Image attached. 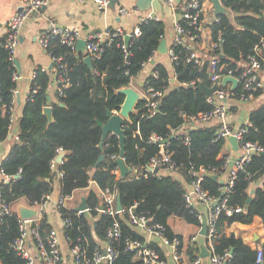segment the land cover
I'll return each instance as SVG.
<instances>
[{
	"label": "trees",
	"instance_id": "trees-1",
	"mask_svg": "<svg viewBox=\"0 0 264 264\" xmlns=\"http://www.w3.org/2000/svg\"><path fill=\"white\" fill-rule=\"evenodd\" d=\"M221 2L230 13L218 15L210 24L213 42L222 38L218 48L212 47L211 54L199 64L195 59H188L191 50L184 45L175 46L178 59L173 62L174 76L165 63L156 62L143 81V87L152 86L164 91V94L155 115L146 116L140 102L125 121V162L134 169L125 177L117 178L113 173L118 163L111 156L120 154L119 137L110 133L100 145L103 130L99 122H107L108 109L120 111L125 95L119 90L129 86L152 62L165 34L164 21L151 19L139 22L141 33L132 32L127 54L122 48V38L104 42L103 53L93 61V68L84 61L86 55L82 52L77 53L58 40L52 41L47 51L65 57L71 85L56 100L53 70L37 67V77L32 82L18 120V137L9 140L7 155L0 165L1 170L10 177L17 174L19 177L11 178L0 186L1 196L13 205L22 198L30 205H38L45 195L54 193L56 187H59L61 196H66L80 188L90 187L92 181L98 189H89L86 195L87 211L80 212L57 204L62 218L70 220L64 230L65 238L69 244H79L88 253L108 240L107 230L114 220L112 215L98 209L99 189L116 187L124 209L136 204V212L145 213L147 217L166 224L170 237L177 235L183 238L169 223L173 216L198 225L197 210L187 206L183 197L185 184L170 173L159 175L149 170L151 158L159 151L158 142L149 138L153 133L169 138L168 150L180 166L178 171L187 183L192 179L193 166L196 169L200 166L216 168L219 175L225 171L228 155L224 147L228 141L223 137L216 139L218 122L213 120L209 124L194 126H188V123L192 121V115L207 112L214 106L200 89L201 82L212 85L210 66L213 57L218 58L221 73L231 72L239 76L249 66L248 56L257 51L256 45L264 51V0ZM199 39L196 38V42ZM14 70L7 49L0 47V138L4 140L9 136L15 103L17 82L12 76ZM174 77L175 83L172 82ZM35 87L37 89L33 91ZM242 93V84H238L232 89L231 97L240 98ZM262 93V88H259L252 99L259 98ZM48 95L54 97L51 102H48ZM47 105L52 107V121L44 112ZM184 114L188 116L187 119ZM242 126L246 129L244 140L264 146V103L250 110L248 122ZM187 137L189 141H186ZM61 150L66 152L58 164L63 176L57 177L51 170V162ZM101 154H105V157L95 167ZM263 176L264 153L253 154L245 167L237 172L228 195V205L240 206L243 210L230 215L222 212L217 219L216 252H230V264H256L258 250L264 252V244L253 248L241 237L233 233L227 235L223 230L237 221L252 223L256 216L264 223V181L253 191L249 189L250 183L259 182ZM56 181L59 182L57 186ZM202 186L213 195L222 194V183L210 175L205 176ZM249 197H252V201L246 208ZM117 218L121 235L117 240H112L118 251L113 264H137L133 251L127 249L126 244L130 239H143L144 235L130 223L128 213L117 215ZM38 222L41 235L46 240L53 226L46 213L41 214ZM20 223L16 212L0 218L2 264H26L13 247L20 234ZM157 249L165 260V251L159 246ZM186 249L192 261H195V251H199V248L187 245Z\"/></svg>",
	"mask_w": 264,
	"mask_h": 264
},
{
	"label": "built area",
	"instance_id": "built-area-1",
	"mask_svg": "<svg viewBox=\"0 0 264 264\" xmlns=\"http://www.w3.org/2000/svg\"><path fill=\"white\" fill-rule=\"evenodd\" d=\"M79 1L85 2L87 0ZM92 1L100 8H107L111 3V0ZM162 1L170 8H178L176 0ZM204 1L205 0H186L183 6H181L179 11V19H177L175 23L174 37L168 51V55L172 62L178 59V55L175 53L174 47L179 45H184L186 49L192 51L188 58L189 60L195 59V61L199 64L202 62L201 58L195 53V43L196 38L200 37L202 29L204 18ZM49 2L50 0H26L22 7L17 10V12L14 13L7 22L8 31L7 34L2 39H0V47L7 49L9 58L15 66L12 76L16 82H18L20 78V75L17 71V66L15 64V54L19 44V29L33 14L39 12L40 9L48 5ZM119 11L121 14L129 13V9L125 7H121ZM151 19H159V17L157 15L148 14L143 16L140 22ZM133 32L135 34H140V27L137 26ZM127 33L128 32L124 28L109 27L102 33L83 36L81 34V30L76 26L60 25L52 21L39 33V42L47 50L52 41L58 40L60 44L65 45L75 51L78 40L84 38L87 42V54L90 55L94 61L95 59L101 57L104 50L103 43L106 41L107 43H110L117 38L123 39L122 48L127 54V47L129 45L125 43V36ZM130 34H132V32H130ZM221 41L222 38L219 37V41L213 42L212 47L218 48ZM256 49L257 51L255 53L248 56L249 66L243 70L239 76L233 75L231 72L228 74L221 73V67H218V58L216 56L212 58L210 66V79L212 81V85L217 83L218 87L214 94L207 97V99L214 106L207 112H200L199 114L192 115L190 117L192 122H194V125L209 124L213 120L217 121L218 129L216 132V139L223 137L228 141L230 136H236L239 146L242 149V152L232 161L233 165H231L232 167L227 180L222 183L223 186L221 189V196L211 194L209 190L202 186V181L206 175L211 176L216 174L219 177L218 170L216 168L200 166L198 169H196L193 166L191 170L192 179L185 186L186 188L183 195L184 200L187 206L197 210V220L200 230L204 220L207 221V234L205 235V238L209 250L210 264H230L228 260L230 252H216L215 239L217 238L218 234L217 219L222 212L230 215L233 212H240L243 210V208L240 206H229L228 195L234 185L237 172L245 167L246 163L251 159L253 154L264 153L263 145L259 144L258 142L244 140L246 129L243 126L234 128L226 120V114L229 110L227 101L232 95L233 83H223V79L226 76H234L238 79V84H242L243 93L241 94L240 99L248 101L254 98L255 92L258 91L259 88H262L258 72L264 66V51L262 52L258 45H256ZM49 54L51 55L54 67L53 85L55 99L59 100L60 96L64 95V90L71 85V81L68 76V63L63 55H53L51 52H49ZM37 69L38 68L34 70L32 76L33 81H35L37 77ZM144 82L140 86L132 82L129 86L134 87L139 92L140 99L137 105L141 102V107L144 108V114L146 116H153L159 110L161 97L163 96L164 91L154 89L152 86L143 87ZM36 89L37 87H35L33 91H36ZM184 116L186 119L188 118V116L185 114ZM11 121H15L14 111L11 114ZM149 140L158 142L159 151L151 158L148 168H158L159 171L157 174L159 175L168 174L172 171H178L180 166L169 152L167 145L168 142H164L165 138L153 133L151 134ZM3 141L4 139L0 138V165L3 160L1 157ZM186 141H189V137L186 138ZM111 157L117 159L119 155L114 154ZM58 163L59 162L57 159H54L51 162V170L57 174V177H61L63 176V172L56 170ZM228 165L229 159L227 161L226 167H228ZM1 172L3 174V179L0 186L3 183H8L11 178L16 179L19 177V174L10 177V175L4 173L3 170H1ZM113 173L117 178L122 177L119 166L114 168ZM96 189H98V187ZM98 192L99 196L103 200L104 205L102 209H98L100 212L110 214L114 217L112 225L107 230L108 240L103 241L100 246L94 248L91 253H88L86 249H81L79 244H69L66 238L69 244V256L72 264H113L118 251L112 244V240H117L121 235L120 222L117 218V215L123 216L124 213H128L131 224L142 228L147 234V237H144L143 239L135 238L127 241V249L133 251L134 257L137 260V264H163V255L162 252L157 249V246H159L162 250L163 246L170 247L173 259L175 261H180L185 256L187 245H195L196 241L194 237L188 238L189 242L185 243L186 240L184 239V236L183 238H180L177 235L172 237L168 236V226L159 221H155L152 217H147L145 213L136 212V204L127 209L123 208L122 210H119L117 208L118 191L116 187L99 189ZM74 193L66 196H61L59 194V201L56 202V205L61 204L63 206H67L68 200L74 196ZM53 195L54 193L45 195L42 202L38 204L40 209L38 217L33 219L20 218V234L15 239L13 247L17 253L25 259L26 264H37L36 257L41 261L42 264H69L65 254L62 252L57 230L53 227L46 240L43 239L41 235V228L38 218H40L42 211L47 207L48 203L53 201ZM200 207H203L206 211H202ZM12 212H16L14 205L7 202L6 199L1 196L0 192V218L3 215L10 214ZM69 222V219H64V230ZM152 237L159 238V241H153ZM194 247L198 248V246ZM32 248H34L36 254L32 251ZM196 251L197 254L194 264H200L203 255L200 249L199 251ZM263 262L264 252L262 249H259L256 264H261ZM0 264H2L1 260Z\"/></svg>",
	"mask_w": 264,
	"mask_h": 264
},
{
	"label": "crops",
	"instance_id": "crops-1",
	"mask_svg": "<svg viewBox=\"0 0 264 264\" xmlns=\"http://www.w3.org/2000/svg\"><path fill=\"white\" fill-rule=\"evenodd\" d=\"M25 1L26 0H0V39L7 34V22L9 18L22 7ZM185 1L186 0H176L178 8L173 9L166 6L162 0H117L114 7L109 6L107 8L98 7V5L92 0H87L85 2H80L79 0H50L48 5L40 9L39 12L33 14L19 29V44L15 57L20 64V68H17L20 78L15 90V103L13 108L15 121L12 122L8 138L3 141L1 157L4 158L7 155L10 146L9 140L13 137H18V120L32 88V76L34 70L37 67H42V69L46 70L51 69L49 68L51 63H53L51 55L39 42V33L47 27L50 22L54 21L65 26H76L81 30V34L86 36L89 34L102 33L109 27H121L130 33L139 25L143 16L148 14L157 15L159 19L164 21L166 26L165 34L162 39L166 40L167 49L162 54L159 53L157 49L152 59L153 62L148 63L135 77L133 83L140 86L150 72L152 65L156 62L165 63L171 75L174 76V66L168 55V51L174 37L175 23L177 19H179V11ZM121 7L128 8L129 13L121 14L119 11ZM216 17L213 3L210 0H205L204 18L200 39L195 43V53L201 58V60H204L212 52L213 40L210 24ZM51 70H53V78L54 67H52ZM258 76L263 90V93L259 98L248 101L234 96L228 98L227 103L229 105V110L226 114V120L234 128L247 123L250 110L264 103V66L258 72ZM17 93L20 95V99L17 98ZM54 97L52 96V100ZM212 122L213 121L210 123ZM224 151L228 155L229 165L226 167L225 171L219 175L218 180L221 183L227 180L232 167L231 163L233 159L242 152V149L239 148L238 150H235L232 144L228 141L224 147ZM58 164L56 170H58ZM170 174L181 180L186 186L187 181L179 171H172ZM2 179L3 174L0 169V184ZM263 181L264 176L259 182L250 183V191H253L256 186L262 185ZM58 183L59 182L56 181V186L59 185ZM88 188L96 189L97 187L95 186V183L92 182ZM56 189H59V187H56ZM86 195L87 194L78 195V193H74V196L68 200L67 206L69 208H76L82 201V198ZM200 209L204 212L206 211L203 207H200ZM42 213L47 214L48 221L57 230L62 252L65 254L68 263L72 264L69 256V244L64 234V219L62 218L56 203L54 201L48 203ZM172 219H169L171 227L175 232L181 233L184 236V239L186 240L185 243L189 242L188 238L194 237L196 242L193 246H198L200 250L203 245L207 246L206 238L204 235L200 234V228L197 224L187 223L180 217L176 216H173ZM177 225L180 226V230L176 229ZM136 228L144 235V237H147L146 232L142 228ZM223 230L227 235L233 233L236 236L241 237L245 243L253 248H257L264 244V223L259 216H256L252 223H242L237 221L225 226ZM152 239L155 242L159 241V238L156 237H152ZM32 251L35 252L34 248H32ZM163 251L166 253V259L163 264H194L191 256L187 253V249L184 258L180 261H175L173 259L170 247L163 246ZM195 254H197V251ZM36 262L37 264H42L37 257ZM200 264H210L209 255L203 256Z\"/></svg>",
	"mask_w": 264,
	"mask_h": 264
},
{
	"label": "water",
	"instance_id": "water-1",
	"mask_svg": "<svg viewBox=\"0 0 264 264\" xmlns=\"http://www.w3.org/2000/svg\"><path fill=\"white\" fill-rule=\"evenodd\" d=\"M210 1L213 3L216 16L223 14V13H226V14L230 13V10L222 4L221 0H210ZM116 2H117V0H111L110 7H114ZM95 32H97V31H95ZM130 38H131V34L127 33V35L125 36V43L127 45L129 44ZM86 43L87 42L84 38L79 39L77 42V45H76V51H77V53L82 52L83 54H85L86 56L84 57V61L87 63V65L90 68H93V60H92L91 56L87 54ZM166 49H167L166 40L162 39L160 44H159L158 51H159V53L162 54L166 51ZM222 56H224V55H222ZM15 64H16L17 68H20V64H19L18 60H15ZM52 67H53V63H51L49 68L52 69ZM172 82L173 83L176 82L175 77L172 78ZM227 82H232L233 88L236 87L239 83V81L236 77L230 76V75L226 76L223 79V83H227ZM217 87H218L217 83H214L212 86L206 85L204 82L200 83V89L207 97L212 96L214 94L215 90L217 89ZM119 91L125 95V100H124L123 104L121 105V109L119 112H113V111L108 109L107 110V116H108L107 122H105V123L99 122V124L102 126V130H103L100 145L103 144L105 138L110 133H114L119 137L120 154H119V157L117 158V163H118V166L120 169L121 176L125 177L129 172L133 171L134 169L129 167L125 162V129H124V124H125V121L130 118L131 113L135 111L136 105L140 99V95H139V92L132 86L123 87ZM17 98L20 99V95L18 93H17ZM51 101H52V95H48V102H51ZM61 105H64V104L61 103ZM44 112L49 117V120L52 121L53 120L52 107L50 105L45 106ZM188 126H194V122H192V121L189 122ZM168 141H169V138H165L164 142L167 143ZM228 141L232 144V146L235 150H238L240 148L236 136H230L228 138ZM65 153L66 152L64 150H61L60 153L58 154L56 159L59 163L63 160ZM104 157H105V154H101L99 156L97 162L95 163V167H97L100 164V162L104 159ZM231 165H233V162L231 163ZM149 170L153 171L154 173H158V171H159L158 168L152 169L151 167H149ZM211 177H213L214 179H219L218 175H216V174L211 175ZM59 194H60L59 189H56L54 192V196H53V201L55 203L59 201ZM251 201H252V197H249L247 199L246 208L249 206V203ZM103 207H104L103 200L100 197L99 198V208L102 209ZM117 208L119 210L123 209L122 202H121V195L119 193L117 196ZM14 209H15L17 215L19 216V218H21V219L36 218V217H38L39 211H40L38 205H30L25 199H22L19 202H17L14 205ZM75 209L78 211H81V212L87 211L89 209V205H88L86 196H84L82 198V201L79 203V205ZM200 234H202L204 236L207 234V221L206 220H204V222L202 224ZM232 251L233 250H231V253H232ZM201 252H202L203 256H208L209 255L208 247L203 245L201 247ZM105 254H106V251H105ZM261 264H264V262Z\"/></svg>",
	"mask_w": 264,
	"mask_h": 264
},
{
	"label": "rangeland",
	"instance_id": "rangeland-1",
	"mask_svg": "<svg viewBox=\"0 0 264 264\" xmlns=\"http://www.w3.org/2000/svg\"><path fill=\"white\" fill-rule=\"evenodd\" d=\"M88 192H89V188H88V187H87V188H80V189H78V190L75 191V193H78V195L88 194ZM22 199H23V198H22ZM22 199H21V200H22ZM172 218H173V217H171L170 219H172ZM172 220H174V219H172ZM183 224H184V223H183ZM183 224H182V225H183ZM184 225H185V224H184ZM184 225H183V226H184ZM176 229H177V230H180V226L177 225Z\"/></svg>",
	"mask_w": 264,
	"mask_h": 264
}]
</instances>
